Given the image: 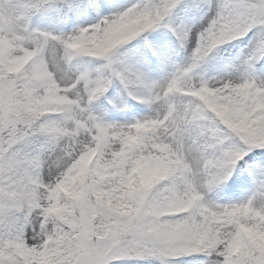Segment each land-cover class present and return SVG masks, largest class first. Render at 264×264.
<instances>
[{"label": "snow or ice", "instance_id": "1", "mask_svg": "<svg viewBox=\"0 0 264 264\" xmlns=\"http://www.w3.org/2000/svg\"><path fill=\"white\" fill-rule=\"evenodd\" d=\"M0 264H264V0H0Z\"/></svg>", "mask_w": 264, "mask_h": 264}]
</instances>
